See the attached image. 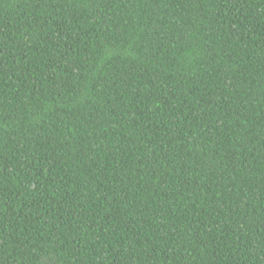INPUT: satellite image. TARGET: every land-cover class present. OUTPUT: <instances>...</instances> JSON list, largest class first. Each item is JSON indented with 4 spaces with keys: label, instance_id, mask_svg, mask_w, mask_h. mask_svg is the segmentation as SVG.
Wrapping results in <instances>:
<instances>
[{
    "label": "trees",
    "instance_id": "trees-1",
    "mask_svg": "<svg viewBox=\"0 0 264 264\" xmlns=\"http://www.w3.org/2000/svg\"><path fill=\"white\" fill-rule=\"evenodd\" d=\"M264 264V0H0V264Z\"/></svg>",
    "mask_w": 264,
    "mask_h": 264
},
{
    "label": "snow or ice",
    "instance_id": "snow-or-ice-1",
    "mask_svg": "<svg viewBox=\"0 0 264 264\" xmlns=\"http://www.w3.org/2000/svg\"><path fill=\"white\" fill-rule=\"evenodd\" d=\"M50 264H52V262H50Z\"/></svg>",
    "mask_w": 264,
    "mask_h": 264
}]
</instances>
